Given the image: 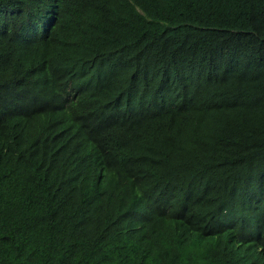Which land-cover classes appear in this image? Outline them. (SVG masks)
<instances>
[{"label": "trees", "instance_id": "trees-1", "mask_svg": "<svg viewBox=\"0 0 264 264\" xmlns=\"http://www.w3.org/2000/svg\"><path fill=\"white\" fill-rule=\"evenodd\" d=\"M0 264H264V0H0Z\"/></svg>", "mask_w": 264, "mask_h": 264}, {"label": "clouds", "instance_id": "clouds-1", "mask_svg": "<svg viewBox=\"0 0 264 264\" xmlns=\"http://www.w3.org/2000/svg\"><path fill=\"white\" fill-rule=\"evenodd\" d=\"M115 76L108 75L103 71L97 73L94 78L93 74L89 77L91 80L82 81L76 77H65L63 82H59L58 90L59 95L64 100L65 106L71 108L75 105L82 97L86 96H103L105 94L104 89L108 87V84L113 83ZM47 104L41 102V108H46ZM88 135H92L96 129H86Z\"/></svg>", "mask_w": 264, "mask_h": 264}]
</instances>
